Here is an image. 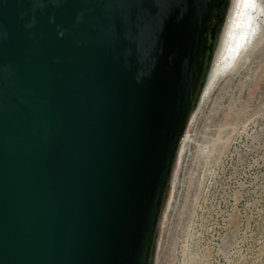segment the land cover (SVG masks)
<instances>
[{"label": "water", "instance_id": "water-1", "mask_svg": "<svg viewBox=\"0 0 264 264\" xmlns=\"http://www.w3.org/2000/svg\"><path fill=\"white\" fill-rule=\"evenodd\" d=\"M223 0H0V264H151Z\"/></svg>", "mask_w": 264, "mask_h": 264}, {"label": "rangeland", "instance_id": "rangeland-1", "mask_svg": "<svg viewBox=\"0 0 264 264\" xmlns=\"http://www.w3.org/2000/svg\"><path fill=\"white\" fill-rule=\"evenodd\" d=\"M217 18L151 264H264V0Z\"/></svg>", "mask_w": 264, "mask_h": 264}, {"label": "bare ground", "instance_id": "bare-ground-1", "mask_svg": "<svg viewBox=\"0 0 264 264\" xmlns=\"http://www.w3.org/2000/svg\"><path fill=\"white\" fill-rule=\"evenodd\" d=\"M214 31H215V28L213 29V33H214ZM235 32V31H234ZM234 34V33H233ZM232 34V35H233ZM234 40V39H233ZM212 47H213V45L212 44H210V46H209V49L208 50H210V49H212ZM230 47H231V45H230ZM230 47H229V49H230ZM183 137H184V135H183Z\"/></svg>", "mask_w": 264, "mask_h": 264}]
</instances>
